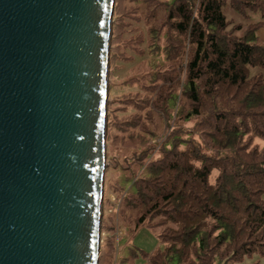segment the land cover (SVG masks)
<instances>
[{
	"label": "water",
	"instance_id": "water-1",
	"mask_svg": "<svg viewBox=\"0 0 264 264\" xmlns=\"http://www.w3.org/2000/svg\"><path fill=\"white\" fill-rule=\"evenodd\" d=\"M113 0H0V264H97Z\"/></svg>",
	"mask_w": 264,
	"mask_h": 264
},
{
	"label": "trees",
	"instance_id": "trees-1",
	"mask_svg": "<svg viewBox=\"0 0 264 264\" xmlns=\"http://www.w3.org/2000/svg\"><path fill=\"white\" fill-rule=\"evenodd\" d=\"M226 6L229 18L223 12ZM163 23L174 35L170 40L189 45L181 84L187 106L178 111L184 119L204 115L200 137H210L233 154L223 158L190 146L178 151L177 160L150 163L147 179L160 176L162 181L140 186V178L134 180L139 200L128 205H149L123 232L121 250L127 255L117 264L127 259L132 264L138 255L147 264H232L254 252L264 253V147L245 151L238 145L248 132L264 138V76L249 73L250 67L264 68V43L255 35L264 24V0H171ZM161 76L168 89L174 86V75ZM175 98L167 91L161 109L166 111ZM170 145L173 150L175 145ZM212 169L219 173L209 184ZM158 214L174 226L156 234L162 249L145 253L129 241L143 227L144 217Z\"/></svg>",
	"mask_w": 264,
	"mask_h": 264
},
{
	"label": "rangeland",
	"instance_id": "rangeland-1",
	"mask_svg": "<svg viewBox=\"0 0 264 264\" xmlns=\"http://www.w3.org/2000/svg\"><path fill=\"white\" fill-rule=\"evenodd\" d=\"M169 3L171 0H113L105 105L106 165L97 264H117L120 256L127 255L121 250L123 232L134 226L141 208L149 205L147 201L134 207L128 205L132 200H139L134 180L140 178V186L150 181L158 184L162 181L160 176L147 179L150 163L177 160L178 151L190 146L223 158L233 154L231 150L219 147L210 137H200L199 124L204 115L184 119L178 111L187 106V99L181 94V84L185 80L189 45L186 41L178 44L170 40L174 35L163 23ZM229 10L227 6L223 8L227 18L230 17ZM172 54L176 59L168 60L166 57ZM259 72L264 76V68H249L251 76ZM161 73L174 75L172 88H167L168 83ZM167 91L174 93L176 98L163 111L161 99ZM179 138L184 142L177 143ZM170 142L175 145L173 150ZM238 145H244L245 151L254 147L260 149L264 147V138L248 132ZM218 173V169H212L207 182L213 184ZM126 198L131 200L126 201ZM142 226L129 243L145 253H152L164 247L156 234L167 231V227L173 228L174 224L158 214L144 217ZM223 252L224 247L217 251L218 256ZM130 260L127 259L126 264H131ZM132 264L147 262L138 255ZM232 264H264V253L254 252Z\"/></svg>",
	"mask_w": 264,
	"mask_h": 264
},
{
	"label": "crops",
	"instance_id": "crops-1",
	"mask_svg": "<svg viewBox=\"0 0 264 264\" xmlns=\"http://www.w3.org/2000/svg\"><path fill=\"white\" fill-rule=\"evenodd\" d=\"M255 35L259 43H264V24L256 30Z\"/></svg>",
	"mask_w": 264,
	"mask_h": 264
}]
</instances>
